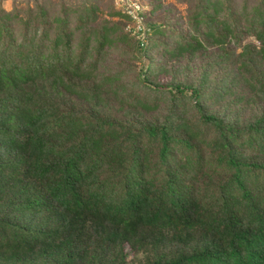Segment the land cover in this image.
Segmentation results:
<instances>
[{"label":"trees","instance_id":"trees-1","mask_svg":"<svg viewBox=\"0 0 264 264\" xmlns=\"http://www.w3.org/2000/svg\"><path fill=\"white\" fill-rule=\"evenodd\" d=\"M171 1L0 0V264H264V0Z\"/></svg>","mask_w":264,"mask_h":264},{"label":"built area","instance_id":"built-area-1","mask_svg":"<svg viewBox=\"0 0 264 264\" xmlns=\"http://www.w3.org/2000/svg\"><path fill=\"white\" fill-rule=\"evenodd\" d=\"M114 4L130 18L127 28L135 33L137 38L144 40L148 31L144 4L140 0H114Z\"/></svg>","mask_w":264,"mask_h":264},{"label":"rangeland","instance_id":"rangeland-1","mask_svg":"<svg viewBox=\"0 0 264 264\" xmlns=\"http://www.w3.org/2000/svg\"><path fill=\"white\" fill-rule=\"evenodd\" d=\"M20 1H23V0H2V5H3L6 9H10L14 3L18 4V2H20ZM140 1L144 4L145 8H146L147 11L149 12V11L151 10V3H150V0H140ZM113 2H114V0H113ZM162 2L164 3V5H167L168 2H172V1H171V0H162ZM175 4H176V6H177V8H178L179 10H182V9H183V7H182L179 3H175ZM114 5H115V4H114ZM105 13H106V12H105ZM161 13H162V12L156 11V12H154V13H152V14L150 15V18H151V19H154V20H155V19H158V18H160Z\"/></svg>","mask_w":264,"mask_h":264}]
</instances>
